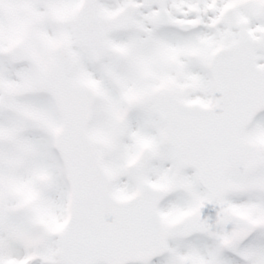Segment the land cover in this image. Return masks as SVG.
I'll return each instance as SVG.
<instances>
[{
    "label": "snow or ice",
    "instance_id": "obj_1",
    "mask_svg": "<svg viewBox=\"0 0 264 264\" xmlns=\"http://www.w3.org/2000/svg\"><path fill=\"white\" fill-rule=\"evenodd\" d=\"M0 264H264V0H0Z\"/></svg>",
    "mask_w": 264,
    "mask_h": 264
}]
</instances>
